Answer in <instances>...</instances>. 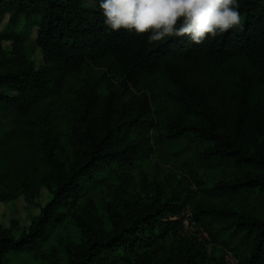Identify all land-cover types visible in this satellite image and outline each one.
Wrapping results in <instances>:
<instances>
[{
    "label": "trees",
    "instance_id": "trees-1",
    "mask_svg": "<svg viewBox=\"0 0 264 264\" xmlns=\"http://www.w3.org/2000/svg\"><path fill=\"white\" fill-rule=\"evenodd\" d=\"M92 1L91 6L85 0H0V15H9L14 26L21 17L39 18L36 42L48 63L37 70L19 65L0 71V201L19 193L32 197L41 185L52 193L27 231L16 237L0 229V264L64 219L59 209L83 177L112 163L132 166L153 151L148 137L125 135L130 125L139 127L152 116L147 98L131 118L112 124L110 96L103 130L86 103L74 118L67 117L68 135L60 129L68 111L63 89L92 66L108 67L126 90L158 80L167 84L175 113L162 142L185 153L188 138L195 136L205 144L200 159L244 176L236 173L202 189L204 197L190 207L209 241L182 233L186 198H157L127 218L109 210L112 229L103 235L84 227L86 245L70 247V264H134L133 254L146 264H228L225 256L212 263L205 247L211 243L229 248L240 264H264V0H237L241 23L202 44L188 36L149 44L148 34L112 31ZM62 137L72 144L71 156ZM169 237L177 244L168 256L163 241Z\"/></svg>",
    "mask_w": 264,
    "mask_h": 264
},
{
    "label": "rangeland",
    "instance_id": "rangeland-1",
    "mask_svg": "<svg viewBox=\"0 0 264 264\" xmlns=\"http://www.w3.org/2000/svg\"><path fill=\"white\" fill-rule=\"evenodd\" d=\"M85 1L88 5H93L92 0ZM38 22L37 16L30 19L21 17L14 26L9 15H0V71L19 65H31L36 70L48 66L36 42ZM169 90V86L161 80L151 87L145 84L139 87L129 86L126 90L121 86L120 79L106 66H92L81 76L71 78L62 93L68 101V111L67 116L60 121V129L66 135L69 133L67 117L74 118L76 109H85L86 103L91 106L90 115L103 130L105 106L110 96L114 98L108 115L112 124L117 120L131 118L147 98L153 110L152 116L139 122V127L130 125L125 135L129 140L142 135L148 137L153 151L149 157L138 159L132 166L112 163L91 176L83 177L77 192L59 209L64 219L52 222L44 238L34 246L21 252L9 253L5 258L7 264H70V247L74 245L82 250L86 245L84 227L99 235L112 229L109 210L127 218L129 214H136L157 198L170 201L186 198L190 208L204 197L202 189L209 190L219 181L234 178L236 173L244 176L242 170L224 165L216 166L200 159L199 152L205 144L195 136L188 138L190 145L185 153H174L171 147L162 142L168 119L175 113L174 104L168 98ZM214 102L215 97L210 95L209 103ZM62 138L66 154L71 156L72 144L66 137ZM256 172L253 171V174ZM51 199L52 193L41 185L32 197L19 193L16 198L0 201V229H7L14 236H19L27 231L41 208ZM210 199L219 205L225 203L221 199ZM163 242L168 255V250L173 249L177 239L169 237ZM205 247L212 263L221 256H225L227 260L226 255L231 251L218 243ZM140 252L141 249L138 250ZM167 255L164 260H168ZM131 259L134 264H146L138 260L135 254L131 255Z\"/></svg>",
    "mask_w": 264,
    "mask_h": 264
},
{
    "label": "clouds",
    "instance_id": "clouds-1",
    "mask_svg": "<svg viewBox=\"0 0 264 264\" xmlns=\"http://www.w3.org/2000/svg\"><path fill=\"white\" fill-rule=\"evenodd\" d=\"M112 31L147 35V43L188 36L194 44L241 23L237 0H94Z\"/></svg>",
    "mask_w": 264,
    "mask_h": 264
},
{
    "label": "built area",
    "instance_id": "built-area-1",
    "mask_svg": "<svg viewBox=\"0 0 264 264\" xmlns=\"http://www.w3.org/2000/svg\"><path fill=\"white\" fill-rule=\"evenodd\" d=\"M182 233L186 236H195L200 240L209 241V232L201 226L198 221L194 218L193 212L189 207L182 212ZM228 264H240L239 259L234 255L232 251H229L226 255Z\"/></svg>",
    "mask_w": 264,
    "mask_h": 264
}]
</instances>
